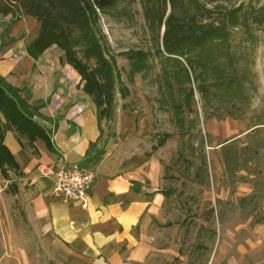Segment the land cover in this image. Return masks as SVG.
<instances>
[{
	"label": "rangeland",
	"instance_id": "obj_1",
	"mask_svg": "<svg viewBox=\"0 0 264 264\" xmlns=\"http://www.w3.org/2000/svg\"><path fill=\"white\" fill-rule=\"evenodd\" d=\"M145 2L115 0L97 11V37L115 76L112 107L102 111L87 94L81 101L96 108L103 152L156 168L165 199L149 264H264V24H240L227 42L199 49L209 68L225 69L202 73L201 67L192 70L182 58L155 50ZM220 3L247 8L264 0ZM0 9L9 11L0 13V54L7 52L1 69L27 70V47L40 22L9 0H0ZM75 50L77 58L95 65L81 46ZM136 51L147 57L143 68L132 72L136 56H128ZM45 55L62 57L60 70L69 83L78 81L57 45ZM51 101L46 105L54 106ZM17 177L13 171L7 177L0 173V234L7 243L2 264H88L57 257L44 235L33 231L13 194Z\"/></svg>",
	"mask_w": 264,
	"mask_h": 264
},
{
	"label": "crops",
	"instance_id": "obj_2",
	"mask_svg": "<svg viewBox=\"0 0 264 264\" xmlns=\"http://www.w3.org/2000/svg\"><path fill=\"white\" fill-rule=\"evenodd\" d=\"M45 51L37 60L27 56L29 68L16 66L12 74L2 71L7 52L0 54V76L22 89L19 94L27 103L38 106L35 119L49 132L53 149L41 139L30 146L14 129L6 131L4 144L18 164V170H8L7 176L9 171L18 176L13 194L18 195L20 212L59 258L88 264H149L165 199L156 168L151 169L149 161L125 162L117 153L103 152V125L95 106L81 101L85 93L80 78L69 83L60 70L62 57L51 58ZM50 97L54 106L46 105ZM93 156L98 159L91 161ZM58 164H76L92 172L86 207L53 196L54 175L47 172ZM10 226L15 228L13 221ZM4 240L0 234V260L7 254Z\"/></svg>",
	"mask_w": 264,
	"mask_h": 264
},
{
	"label": "trees",
	"instance_id": "obj_3",
	"mask_svg": "<svg viewBox=\"0 0 264 264\" xmlns=\"http://www.w3.org/2000/svg\"><path fill=\"white\" fill-rule=\"evenodd\" d=\"M9 1L40 22L37 37L27 47L28 55L37 60L47 48L57 45L64 51L67 64L79 74L82 91L92 96L97 108L102 107V111L106 112L111 109L115 76L96 31L97 11L112 6L115 0ZM220 1L222 0H146L144 18L155 33V50L169 57H180L190 69L201 67L202 73H205L209 68V61L198 54L199 49L227 42L231 29L240 24H264V3L247 8H243V5L229 8ZM8 12L0 9V13ZM71 29L79 32L76 38L72 36ZM78 46L82 47L86 59L95 60L93 67L77 58L75 49ZM132 55L128 56L130 59L136 56L132 62V72H139L147 54L136 51ZM214 67L216 66L209 69L213 70ZM224 70L220 68L217 71L222 73ZM184 71L187 73L186 68ZM2 82L4 80L0 76V116L4 119L2 121L0 117V172L7 177V171H17L18 164L4 144L6 131L14 129L19 136L27 139L30 146L36 139L43 140L50 149L52 145L49 132L35 119L39 115L38 106L27 103L18 94L22 89ZM96 158L97 156H93L90 160Z\"/></svg>",
	"mask_w": 264,
	"mask_h": 264
},
{
	"label": "built area",
	"instance_id": "obj_4",
	"mask_svg": "<svg viewBox=\"0 0 264 264\" xmlns=\"http://www.w3.org/2000/svg\"><path fill=\"white\" fill-rule=\"evenodd\" d=\"M47 173L54 175L53 196L87 206L94 178L90 170L76 164H58Z\"/></svg>",
	"mask_w": 264,
	"mask_h": 264
}]
</instances>
